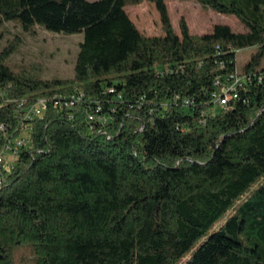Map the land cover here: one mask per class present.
Wrapping results in <instances>:
<instances>
[{
    "label": "trees",
    "instance_id": "16d2710c",
    "mask_svg": "<svg viewBox=\"0 0 264 264\" xmlns=\"http://www.w3.org/2000/svg\"><path fill=\"white\" fill-rule=\"evenodd\" d=\"M142 1L155 3L162 34L140 31L125 10ZM165 1L0 0V25L83 34L71 78L19 75L6 64L12 46L0 52V148L18 134L17 100L83 92L32 121L5 172L0 264H15L26 242L34 264H174L200 241L183 264H264V183L243 197L264 174V0H197L245 28L201 35L183 18L176 33ZM253 45L238 71L237 51ZM233 72L249 78L219 106L215 80Z\"/></svg>",
    "mask_w": 264,
    "mask_h": 264
},
{
    "label": "rangeland",
    "instance_id": "374dc122",
    "mask_svg": "<svg viewBox=\"0 0 264 264\" xmlns=\"http://www.w3.org/2000/svg\"><path fill=\"white\" fill-rule=\"evenodd\" d=\"M165 3L171 25L178 34L181 18L186 21L189 31L197 35L210 33L215 24L228 25L234 32L245 30L235 15L218 13L200 5L197 0H166ZM125 10L140 31L151 36L162 34L159 13L154 2L142 1L138 4H127ZM82 38L81 32H55L40 25L24 29L17 22L10 20L0 25V52L4 48L12 46L6 58V64L19 75L43 80L71 78L74 74V63ZM257 49L258 45H253L237 51L236 67L238 71H241V68ZM257 68H264V56L261 57ZM218 109V106H214L211 113H216ZM31 131V129L25 130L21 136L29 137ZM262 183H264V174L243 197L248 196L254 188ZM233 210L231 208L215 222L207 234L217 231L221 225L227 222L232 216ZM200 242L187 250L174 264L185 263ZM13 254L15 264H34L35 254L31 242L16 244Z\"/></svg>",
    "mask_w": 264,
    "mask_h": 264
},
{
    "label": "built area",
    "instance_id": "2783aa9c",
    "mask_svg": "<svg viewBox=\"0 0 264 264\" xmlns=\"http://www.w3.org/2000/svg\"><path fill=\"white\" fill-rule=\"evenodd\" d=\"M219 68L224 67V63L218 64ZM249 76H238L236 72L230 73L226 77V82H222L219 77L215 80V84L222 85L223 92L221 94L213 93L214 101L219 106H226L230 99L237 97L236 87L242 81H245ZM110 92L114 91L113 87L107 89ZM83 96L81 90H75L73 93L64 97L54 95L52 97H38L37 99L20 98L17 100V106L15 108V116L17 124L14 127V131H18V134L13 138H7V141L0 148V186L5 183L6 171H9L14 165L16 158L19 155L20 150L29 145L31 142L30 136L23 137L21 134L25 130L32 129V121L37 117H42L46 111L52 107L56 111H60L63 108H73L76 102ZM0 97H7V90L0 88ZM185 103H188L187 98L183 99ZM99 108V107H98ZM87 119L92 120L94 115L92 112H87ZM97 119L104 121V117L97 116ZM0 130L7 134L9 130L8 125L5 122L0 123Z\"/></svg>",
    "mask_w": 264,
    "mask_h": 264
}]
</instances>
